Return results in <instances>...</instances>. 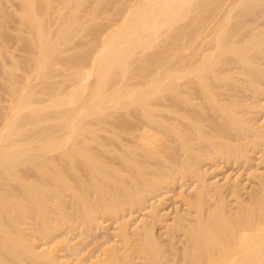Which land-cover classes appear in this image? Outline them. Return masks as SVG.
<instances>
[{"label":"bare ground","instance_id":"bare-ground-1","mask_svg":"<svg viewBox=\"0 0 264 264\" xmlns=\"http://www.w3.org/2000/svg\"><path fill=\"white\" fill-rule=\"evenodd\" d=\"M124 1L0 5V264H264V182L247 204L203 169L264 158V0ZM188 177L194 219L168 223L162 191ZM110 219L98 255L73 244Z\"/></svg>","mask_w":264,"mask_h":264},{"label":"rangeland","instance_id":"rangeland-1","mask_svg":"<svg viewBox=\"0 0 264 264\" xmlns=\"http://www.w3.org/2000/svg\"><path fill=\"white\" fill-rule=\"evenodd\" d=\"M2 1H4V0H2ZM7 1V0H6ZM6 1H4V2H6ZM129 1V0H128ZM127 0H125L124 1V4L125 3H127V5H128V2ZM4 2H2L5 6H7L6 5V3H4ZM16 4H15V6L17 5V2L16 1H14ZM1 2H0V5H3ZM13 2H11V4H12ZM3 5V6H4ZM14 5V3L11 5V6H13ZM126 5V4H125ZM2 6V7H3ZM14 18V19H13ZM12 19H13V21L14 22H12L11 21V24L12 25H10V22H9V25L11 26V27H13V28H11L10 27V30L12 29V30H14V31H9V33H11V36H14V37H16V35L18 34V32H15V31H17L18 30V25H14L15 23L17 24V22H16V18L15 17H13ZM11 19V20H12ZM17 26V27H16ZM14 28H17V29H14ZM12 32H14V33H12ZM12 34H14V35H12ZM13 37V38H14ZM15 39V38H14ZM14 43H16L15 41H12V39H11V45H10V43L9 44H7V45H5L4 47L5 48H7V46H8V48H7V50L9 51V53H13V55L15 54L16 56H18V57H23L24 55H23V53L21 52H19V49H18V47L16 46L17 44H15V46H13L12 47V45H14ZM9 46H10V48H9ZM17 48V49H16ZM12 55V54H11ZM236 88H230V90H227L226 92L228 93V94H232V96H231V94H230V96H229V98L228 99H231L232 97V99H234L236 96H234L233 94H235V93H238V95H239V97L240 96H242V98L241 99H243V96H245L244 97V101H242V100H240V98H238V96L235 98V99H237V101H242V102H246V103H252L253 101H255V99L253 98V96L254 95H252L253 93L252 92H250V93H252V94H249V92L247 91V92H245V91H243V90H239L238 91V89H236ZM232 90V91H231ZM232 92H234V93H232ZM241 92V95L239 94ZM242 92H243V94H242ZM3 92L2 91H0V95H2V97L0 96V99L2 98V99H6L7 97H6V95L4 96V93L2 94ZM226 93V96H228V94ZM247 96H246V95ZM250 96H249V95ZM235 95H237V94H235ZM5 98H4V97ZM263 98H264V96H262ZM261 97V99H263ZM227 98V97H226ZM227 99V100H228ZM231 99V100H232ZM234 99V100H235ZM239 99V100H238ZM247 99V100H246ZM253 100V101H251V100ZM7 100V99H6ZM5 100V101H6ZM197 100V99H196ZM195 100V101H196ZM230 100V101H231ZM246 100V101H245ZM3 101V100H2ZM2 101H1V107H0V112L2 111V113H4V110H2V108L3 107H5L6 105H7V103L5 102V101H3L4 103H2ZM199 100H197V102H198ZM200 102V101H199ZM264 102V99L262 100V102L261 103H263ZM4 104H6V105H4ZM262 105H264V103L262 104ZM184 107H185V105H183ZM184 107H182V105H181V111H186V113H188V114H192L193 113V111L195 110L192 106L190 107V106H187L186 105V108L188 109V110H186V108H185V110H184ZM190 107V108H189ZM193 109V110H192ZM257 114L258 113H256L253 117L254 118H256V119H258L260 116V122H263V120H264V118L262 119V116L264 117V115H259V116H257ZM1 115V114H0ZM258 117V118H257ZM262 119V120H261ZM127 137V136H126ZM233 137V136H232ZM234 138V137H233ZM232 138V139H233ZM231 142H233V143H236L235 142V139H233V140H231ZM257 152V153H256ZM259 152V153H258ZM252 153V152H251ZM250 153V155H251V158H250V162L248 161V162H235V161H233L232 159L229 161L228 159H226L225 160V158H220V160L218 161V160H216L215 162L214 161H208V162H206V163H204V171L205 172H208L209 173V175H208V178H209V180H210V182H212V181H214V182H219V184H224V182L226 181V179L228 178L229 179V177L232 179V180H234L235 179V181H239L238 182V184H237V188H238V185L240 186L237 190L239 191V189H240V191H239V193L237 192V196L239 197V196H241V200H243L242 202L244 203L245 202V200L247 201V204H248V202L250 203L251 201H249V199L251 198L252 199V197H254L255 198V195L257 194L258 195V193L257 192H259V195H260V193L262 194V187H261V185L260 184H262V182H264V177H260V176H264V158L263 159H261V157H263V151H255V153H253V154H251ZM259 154V155H258ZM262 155V156H261ZM259 158V159H258ZM252 159V160H251ZM256 159V160H255ZM259 160H261V162H259ZM255 161V162H254ZM258 161V162H257ZM263 161V162H262ZM235 162V163H234ZM233 163V164H232ZM239 163V165H237ZM247 163V164H246ZM253 163V164H252ZM243 164V165H242ZM249 165V166H248ZM217 168V169H216ZM257 173H256V172ZM253 173V174H252ZM258 174V175H257ZM254 175H255V177L256 176H258L257 177V179L256 180H258V181H256L255 180V177H254ZM260 177V178H259ZM260 179H261V181H260ZM181 180H183V181H181ZM180 181H179V183H178V181L176 182L175 181V183H173V184H171V185H168L167 187L168 188H166V189H164L163 191H162V193L164 194L163 196L165 197L163 200L165 201L166 200V202H164L163 201V204L161 205L162 207H160V209H162L161 210V214L162 215H165L166 217H167V219H168V223L170 222V223H172V222H174V220L176 219L175 217H177V218H182V220H184L183 219V217H185V219H186V221H182V223H183V225H185V224H187V226L191 223L190 222V218L193 220L194 218V215L192 216V215H190L191 214V212H190V210H188L189 208H187L188 207V205L185 203V200H184V196H182L183 198H181L180 197V193L181 194H183V195H190V193H191V189H193L192 188V186H193V183L195 184V181L193 182V180H192V178H191V180H190V178L188 177V178H184V179H181ZM231 180V181H232ZM186 181V182H185ZM190 182V183H189ZM232 182H234V181H232ZM256 182V183H255ZM261 182V183H260ZM260 183V184H259ZM183 184V185H182ZM186 184V185H185ZM173 185V186H172ZM182 185V186H181ZM190 185H192V186H190ZM260 186V187H259ZM182 187V188H181ZM258 188V189H257ZM170 190V191H168V190ZM261 189V190H260ZM167 190V191H166ZM186 190V191H185ZM190 192H189V191ZM229 190H231L232 191V189H227V190H223V194H226V195H222L223 197H224V199L227 197L228 199H227V202H228V205H229V203L230 202H234V207L236 206V204H235V202H236V198H235V196H233V194H229V193H231V191H229ZM258 190H260V191H258ZM224 191H225V193H224ZM227 191H228V193H227ZM255 191V192H254ZM252 192V193H251ZM168 193V194H167ZM241 193V194H240ZM239 194V195H238ZM243 194V195H242ZM254 195V196H252V195ZM256 195V198L258 197ZM162 196V197H163ZM230 196V197H229ZM243 196V197H242ZM216 197V196H215ZM215 197H213V199H215ZM217 198V197H216ZM234 198V199H233ZM254 198L252 199V201L254 200ZM233 199V200H232ZM250 199V200H251ZM182 200H184L183 202H182ZM216 200V199H215ZM214 200V201H215ZM212 201V200H211ZM208 202L209 203V205H213V202L214 201H212V202ZM225 201H226V199H225ZM164 203H166V204H164ZM208 203H207V205H208ZM211 203V204H210ZM185 204V205H184ZM231 205H229L230 206V208L232 207V204L233 203H230ZM246 204V203H245ZM208 205V206H209ZM233 207V208H234ZM164 209V210H163ZM179 209V210H178ZM187 209V210H186ZM182 211H183V213H182ZM187 211H189V212H187ZM164 212V213H163ZM168 214H167V213ZM185 212V213H184ZM189 213V214H188ZM141 214V215H140ZM143 214L144 213H141L140 211L139 212H136V214H134V216H135V218H139V217H142L143 216ZM167 214V215H166ZM186 215V216H183V215ZM188 214V215H187ZM190 215V216H189ZM170 216V217H169ZM180 216V217H179ZM192 216V217H191ZM187 217V218H186ZM174 219V220H173ZM189 221H188V220ZM191 220V221H192ZM187 221H188V223H187ZM114 222H115V220L114 219H110V220H106V222L103 224L104 226H102V230H101V228L100 229H96V231H93L94 233L91 235V234H87V236L85 235H82V236H80V232L78 231L77 233H71L72 235L70 236L72 239H73V241H74V239L76 240V241H74L73 242V244L75 243V244H77V246L78 247H80V245H81V249H82V247L84 248L86 245L87 246H90V247H85L84 249H85V251H86V248H89L87 251H91L90 253L91 254H97L98 252H99V250H100V245L103 243V242H105L106 240L105 239H107V240H110V239H112L113 237H112V235L114 236V234L115 233H113V231H115V225H114ZM106 224V225H105ZM108 225V226H107ZM160 226V225H159ZM186 226V225H185ZM107 227H110V228H107ZM158 227V226H157ZM156 227V234L158 235V237H162V238H160V240H162V243H165L166 244V246H167V244H169L168 246H170L171 244H174V246H175V250H176V252H182V250L181 249H183V247H184V239H181L182 238V235L180 234V233H177L176 234V232L174 233V232H170V234L168 233V231H166L165 229L166 228H161V227H158L157 228ZM104 228V229H103ZM113 228H114V230H113ZM162 229H164V230H162ZM166 231V232H165ZM158 232V233H157ZM113 233V234H112ZM162 233V234H161ZM165 233H167V234H165ZM174 235H173V234ZM74 234V235H73ZM76 234H79V236L78 235H76ZM85 234V233H84ZM112 234V235H111ZM93 237L92 238V240H91V236ZM100 235H102V236H100ZM106 235V236H105ZM109 235H111V236H109ZM160 235H162V236H160ZM163 235H165V239L167 238V236H168V238L165 240L164 239V236ZM167 235V236H166ZM177 235H179V237L177 236ZM77 238H76V237ZM96 236V237H95ZM104 236H105V238H104ZM109 236V237H108ZM174 236H175V238H174ZM79 237V238H78ZM80 237H81V241H79L80 240ZM84 239H83V238ZM88 237V238H87ZM104 238V239H101V238ZM100 238V239H99ZM173 239L172 241L171 240H168V239ZM83 239V240H82ZM95 239V240H94ZM99 239V241L100 242H98L97 243V240ZM114 239V238H113ZM181 239V240H180ZM88 240V241H87ZM91 240V241H90ZM102 240H105V241H102ZM164 240V241H163ZM167 240H168V242H173V243H167ZM79 241V242H78ZM83 241V243H81ZM94 243H93V242ZM88 242V243H87ZM79 243V244H78ZM96 243H97V245H96ZM177 243V244H176ZM183 243V244H182ZM94 244V245H93ZM100 244V245H99ZM85 245V246H84ZM91 245H92V247H91ZM179 247V248H178ZM90 248H91V250H90ZM170 248V247H169ZM169 248H167L168 249V251H169ZM177 248V249H176ZM80 249V248H79ZM83 249V250H84ZM178 250V251H177ZM180 252V253H181ZM89 253V252H88ZM168 253H170V254H168L167 256H171L172 258H168L167 257V259H168V261L170 262H172V260H176L177 259V257L175 256V257H173L175 254L173 253V252H168ZM179 253V254H180ZM90 254V255H91ZM98 255V254H97ZM175 258V259H174ZM169 259H171V260H169ZM180 260V259H179ZM178 262H180V261H177V264H178ZM88 264V263H87ZM180 264H182V262H180Z\"/></svg>","mask_w":264,"mask_h":264}]
</instances>
